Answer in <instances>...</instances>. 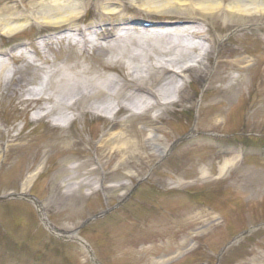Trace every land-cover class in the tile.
Returning a JSON list of instances; mask_svg holds the SVG:
<instances>
[{"label": "rangeland", "instance_id": "374dc122", "mask_svg": "<svg viewBox=\"0 0 264 264\" xmlns=\"http://www.w3.org/2000/svg\"><path fill=\"white\" fill-rule=\"evenodd\" d=\"M40 1L0 0V15L30 14ZM81 1L82 26L115 1L138 20L189 16L173 10L149 14L140 0ZM224 16L208 26L221 39L208 75L192 70L182 101L170 105L161 121H153L152 112L122 109L111 117L91 109L68 124L69 113L77 111L60 106L38 119L47 102L31 100L24 90L45 81L48 69L33 50L54 31L30 22L0 38L2 49L26 44L13 50L14 58L0 59L14 79L6 86L0 78V264H264V13L227 23ZM52 42L43 53L50 61L62 64L78 55L66 41ZM85 56L104 73L121 74L106 51ZM226 76L241 81L225 91ZM20 77L25 84L17 86ZM112 132L144 149L111 158L121 140L103 141ZM104 142L102 168L95 157ZM237 155L220 175V165ZM70 161H90L89 168L98 170L91 177L101 183L59 187L56 181L79 175L65 168ZM36 168L40 172L23 190ZM120 184L127 188L113 187ZM29 196L61 232L45 225ZM170 228L178 232L167 234ZM73 232L88 246L69 237Z\"/></svg>", "mask_w": 264, "mask_h": 264}, {"label": "bare ground", "instance_id": "6f19581e", "mask_svg": "<svg viewBox=\"0 0 264 264\" xmlns=\"http://www.w3.org/2000/svg\"><path fill=\"white\" fill-rule=\"evenodd\" d=\"M140 8L149 14L173 10L176 13H187L189 16L169 19L163 23L158 21L161 24L146 26L144 21L128 16L123 6L115 1L105 3L97 20L82 26L79 22L85 11L81 0H41L37 4V10L30 14L0 15V38L22 31L30 22L40 27L52 28L54 31L42 36L38 47L33 50L36 56L42 57L40 60L48 69L45 81L38 87L24 90L25 94L33 97L31 100L47 102L41 108L38 119L48 117L55 107L60 106L68 111H77L72 115L69 113L66 118L68 124L91 109L107 111L111 117L116 116L122 109L140 114L152 112V120L161 121L170 105L182 101L192 70L201 75H208L211 55L221 45V39L217 40L208 26L222 14H225L224 22L227 23L245 19L259 12L264 13V0H140ZM55 40L66 41L69 47L78 51V55L68 57L62 64L50 61L43 53ZM25 46L26 44H23L21 47ZM12 50L0 48V59L14 58ZM90 50L109 53L110 61L121 65V74L112 76L104 73L100 64L86 63L85 54ZM35 67L43 69L42 66ZM6 72L7 63L0 61V78H5L8 86L14 79L12 74L8 76ZM11 72L14 74L15 71ZM17 80V86L25 84V78L20 77ZM240 81L238 77L226 76L222 78V87L228 91ZM126 120L127 117L119 122ZM113 138L121 140L112 147L109 155L111 158L132 147L144 149L141 142L134 143L123 137L120 132L109 133L103 141ZM105 142L97 146L95 157L102 168H105L107 163L99 160V152L106 145ZM238 157L239 155L220 165L219 174L223 175L232 168ZM90 165V161L76 164L72 161L66 162L65 168L68 172L79 175L55 183L59 187L95 188L101 182L92 179L91 175L98 170L96 167L89 168ZM39 172L40 169L36 168L26 176L23 190L31 186ZM205 173L206 170L203 171V174ZM113 187L127 188L123 184ZM37 205L43 221L52 229L42 205ZM175 232L178 230H167V234ZM69 237L80 239L74 232Z\"/></svg>", "mask_w": 264, "mask_h": 264}]
</instances>
